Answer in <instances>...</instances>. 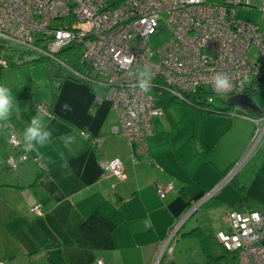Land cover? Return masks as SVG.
Returning a JSON list of instances; mask_svg holds the SVG:
<instances>
[{
	"label": "crops",
	"instance_id": "0c3cea01",
	"mask_svg": "<svg viewBox=\"0 0 264 264\" xmlns=\"http://www.w3.org/2000/svg\"><path fill=\"white\" fill-rule=\"evenodd\" d=\"M236 16L255 22L264 30V0L243 1L237 6ZM25 70L26 67L0 70V74L17 73L11 81L5 78L6 83L3 80L1 83L11 89L19 107V115L14 109L0 128V261L4 264H97L98 260L105 264H154L160 243L171 227L196 200L220 183L247 147L254 123L234 115L233 111L249 117L264 112L260 108L250 112L233 107L232 112L207 113L196 125L190 105L178 103L168 95L157 97L155 105L163 113L152 120V133L145 139L143 154L137 144L127 143L117 131L119 118L107 99V87L66 79L54 96L53 70L42 69L37 76L32 75V69L29 76L19 74ZM65 103L71 106V111L63 110ZM222 103L226 105L224 99ZM258 103L264 108V103L255 101L257 107ZM39 104L46 105V123L55 130L52 143L40 149L43 156H38L47 167L42 169L30 159L14 170L9 169L2 163L16 151L9 144V137L15 133L21 138ZM81 131L103 136L104 144L93 147L79 135ZM64 133L77 135L78 142L71 153L56 139ZM60 152L64 153L67 166ZM254 156V160L262 159L257 175L261 185L248 209L262 211L264 142ZM115 157L123 162V180L107 176L103 170L102 163ZM169 182L174 190L161 199L155 185ZM224 185L219 196L215 193L211 202L200 207L211 209L228 204ZM106 200L116 201L123 215L112 233L113 247L106 250L76 247L80 223ZM36 203L42 205L40 215L30 211ZM200 207L181 226V240L198 239L184 232L194 227L203 230L205 215L196 217ZM234 207H241V202ZM230 208L218 229L212 231L207 227L214 238L216 231L227 229ZM184 259L173 250V264H186ZM190 261L187 263L191 264Z\"/></svg>",
	"mask_w": 264,
	"mask_h": 264
},
{
	"label": "built area",
	"instance_id": "2783aa9c",
	"mask_svg": "<svg viewBox=\"0 0 264 264\" xmlns=\"http://www.w3.org/2000/svg\"><path fill=\"white\" fill-rule=\"evenodd\" d=\"M243 1L248 3V0H0V39L41 52L74 77L107 87V99L119 118L117 131L145 154V139L152 133V120L163 113L155 105L157 97L169 95L187 102L189 94L204 88L209 92L210 102L214 95L226 98L246 94L249 86L253 90L264 87V30L257 23L236 16L237 6ZM163 14L170 36L154 51L150 37L166 30L159 22ZM54 20L60 22L59 26H51ZM40 37L42 40L38 42ZM131 41L136 45L131 46ZM72 44L81 48L80 63L92 71L91 75L56 56ZM125 58L132 63L126 64ZM4 64L0 56V65ZM145 66L153 73L150 90L147 93L138 88L131 90L132 73ZM218 72L231 78L232 89L226 95L214 90L212 78ZM40 106L47 115L46 107ZM233 114L254 123L247 147L220 183L196 200L171 227L160 243L154 264H173L172 252L184 221L230 181L264 142V112L254 117L235 111ZM81 132L93 147L104 144L103 136ZM9 144L16 153L8 155L2 163L14 170L31 155L23 150L22 139L15 133L10 135ZM32 159L44 168L38 157ZM102 167L107 176L125 178L119 157L104 161ZM155 187L161 199L174 190L171 182ZM30 211L40 215L42 205L36 203ZM215 238L223 248L235 253L239 264H264V210L230 209L227 229L216 231ZM97 264L105 263L98 260Z\"/></svg>",
	"mask_w": 264,
	"mask_h": 264
},
{
	"label": "trees",
	"instance_id": "16d2710c",
	"mask_svg": "<svg viewBox=\"0 0 264 264\" xmlns=\"http://www.w3.org/2000/svg\"><path fill=\"white\" fill-rule=\"evenodd\" d=\"M37 40L38 42H40L42 38L40 37ZM39 45L44 46L42 44H39ZM80 53H81V48L78 45L72 44V45H69L61 49L60 52L57 53L56 56L59 59L69 62L72 65V67H75L81 71H84L86 74L91 75L92 71L89 69H86V67L80 63L81 62ZM5 55L8 56V60L5 59ZM0 56H2L3 59L5 60V64L0 65V70L18 69L20 67L21 68L30 67L34 63H36L35 61H38L41 57H45L47 61H53L56 67L51 69L50 68L51 66H49V68L53 70V77L51 80L53 81L52 88H53L54 96H56L61 82L66 79H72V80H75L77 82H81L87 85H95L94 83L86 82L84 80L74 77L72 74H70L66 70L65 71L62 70V68L52 58L44 55L41 52L35 51L25 46H21V45L14 44V43H8L5 41L0 42ZM46 69H47V66L43 68L44 71H46ZM249 87L246 89V94L251 97L254 95L256 91L260 89H264V87H260V88L258 87V89L253 90ZM208 95H209V92L206 89L199 88V91H197L195 94L188 95L187 102L177 101L175 99L174 100L181 104L190 105L193 108L196 125L199 122V120L207 113L229 112V111L232 112L233 111V107L224 105L222 103L224 97L214 95L213 100L208 102L207 101ZM39 105H43V104H39ZM44 106L46 107L45 104ZM46 111H47V107H46ZM15 153L16 152L10 153V154L15 155ZM30 155L31 157L28 158L27 160L32 159V156L33 158L38 157L37 155H32L31 153ZM46 167L47 165H45L44 168L42 169H45ZM235 180H236V175L229 182L233 183L235 182ZM235 186L238 189L242 188L238 184L237 185L235 184ZM212 198L208 199L203 204H206L207 202L208 203L211 202L213 200ZM122 219H123V215L121 211L119 210L116 201L106 200L102 202L80 223L76 236H75L76 247L82 248V249H90V250L111 249L113 247L112 233L114 229L116 228V226L122 221ZM184 234L189 235V236L199 237L201 245H202V249L206 253V256L209 257L210 259H213L212 249H214L216 245L219 246V248L222 251V254L218 255L219 256L218 258L223 257L224 254L226 253L235 254L223 248L222 245L217 241L216 238L213 237L212 234L206 235L205 232L200 227H194L190 231L184 232Z\"/></svg>",
	"mask_w": 264,
	"mask_h": 264
},
{
	"label": "rangeland",
	"instance_id": "374dc122",
	"mask_svg": "<svg viewBox=\"0 0 264 264\" xmlns=\"http://www.w3.org/2000/svg\"><path fill=\"white\" fill-rule=\"evenodd\" d=\"M209 1V0H207ZM165 18V14L162 15V18L159 20V22H162V25L166 28V30L162 33H159L158 35H152L150 37V46L152 48V50L156 51L163 42H165L169 36H170V32L169 29L164 21ZM60 22L59 21H52L51 22V26L52 27H57L59 26ZM0 42H3L2 39H0ZM131 46H135L136 42H130ZM157 56L154 55L152 57V59H156ZM5 59L8 60V56L5 55ZM36 63H34L31 67H26L27 70L25 71H19V74H21L23 76V74H25L26 76H29L30 70L32 69V71L34 70V73L32 75L37 76V74L42 71L43 72V68L47 66V71H50L51 69L55 68V63L53 61H47L45 57H41L38 61H35ZM49 66H51L49 68ZM64 70V69H62ZM65 71V70H64ZM16 72H4L2 74H0V84L4 85V80L5 78H7L8 81L12 80V76L16 75ZM4 81L1 83V81ZM6 83V82H5ZM262 94H264V89H260L258 90L257 94L255 95V101L256 102H260V103H264V98H262ZM169 96V95H168ZM258 99V101H257ZM258 108L260 109H264L262 108V106L258 103ZM257 153V152H256ZM255 153V154H256ZM254 154V155H255ZM252 156L250 158V160L246 163V165L240 169V171L236 174V180L235 182H227L224 186H225V194H227V201H229L228 204H222L221 207L219 206H214L213 208L209 209V208H204V207H200L201 209L199 211H197L196 213V217L200 216V215H205V225L203 226V230L205 232L206 235L212 234L210 229L212 228V231L218 229L224 222V213L230 208V209H238V210H245L248 208H251V203L252 200L254 199V197L257 195V192H259V184L261 185V182L257 179V175L259 174V169L260 167L259 165V161H262V159L260 160H254L255 156ZM262 181H264V179H261ZM235 184L239 185L240 187H242L241 189H238ZM221 189V187L216 191L217 196H219L218 192ZM241 202V207H234L235 204L238 202ZM231 204V205H230ZM195 212V211H194ZM193 212V213H194ZM192 213V214H193ZM191 214V215H192ZM190 215V218H192L193 216ZM208 217V218H207ZM189 218V219H190ZM204 227H206L204 229ZM207 227H209L210 229H207ZM182 229V227L180 228ZM181 231V230H180ZM182 237H179V239H177L175 247H174V251L176 255H179L181 257H184V261L186 264H188L187 262L190 261V258H192V263L196 261L197 264H239L238 259L236 257L235 254H224L223 257L218 258L220 254H222L221 249L219 248V246L216 245V247L214 249H212L213 251V259H210L209 257L206 256V253L203 251L202 249V245L200 242V239L198 237V239L195 238H188L185 237L183 240H181ZM181 240V241H180ZM179 243V245L177 244ZM178 245V246H176ZM185 251H187L189 254H185ZM195 257V258H193ZM195 259V261H194ZM190 261V262H191Z\"/></svg>",
	"mask_w": 264,
	"mask_h": 264
},
{
	"label": "clouds",
	"instance_id": "9594fccd",
	"mask_svg": "<svg viewBox=\"0 0 264 264\" xmlns=\"http://www.w3.org/2000/svg\"><path fill=\"white\" fill-rule=\"evenodd\" d=\"M125 63L130 65L132 60L125 58ZM134 82L129 84V88L135 91L137 88L147 93L151 88L152 71L149 67L145 66L143 69L137 70L132 73ZM214 90L219 95H226L232 89L231 78L227 73L218 72L212 78ZM64 111H71V106L67 103L62 105ZM16 110L19 115V107L16 100H14L11 89L0 84V128H2L10 117L13 115V110ZM46 112L38 105L36 114L30 119L21 133L23 150L25 152H34L37 156H43L40 149L47 147L53 141L54 129L50 128L45 120ZM79 135L83 137L85 133L80 132ZM56 139L62 144L64 149L69 153L73 151V145L77 144L78 139L76 134H61ZM60 157L64 159V166H67V159L64 158V153H59Z\"/></svg>",
	"mask_w": 264,
	"mask_h": 264
},
{
	"label": "water",
	"instance_id": "95a60500",
	"mask_svg": "<svg viewBox=\"0 0 264 264\" xmlns=\"http://www.w3.org/2000/svg\"><path fill=\"white\" fill-rule=\"evenodd\" d=\"M224 102L226 103V105L231 106V107H242V108L247 109L250 112L258 111V107L256 106L253 97L245 93L226 97L224 98Z\"/></svg>",
	"mask_w": 264,
	"mask_h": 264
}]
</instances>
